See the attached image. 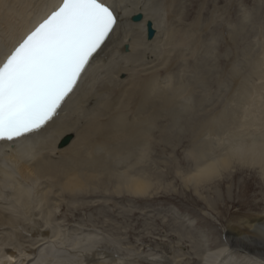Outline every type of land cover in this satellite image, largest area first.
Wrapping results in <instances>:
<instances>
[{
    "label": "bare ground",
    "instance_id": "obj_1",
    "mask_svg": "<svg viewBox=\"0 0 264 264\" xmlns=\"http://www.w3.org/2000/svg\"><path fill=\"white\" fill-rule=\"evenodd\" d=\"M59 1L0 0V59L6 48ZM105 2L116 9L120 22L96 55L85 81L56 119L37 135L9 147L1 156L0 264H118L113 257L115 251L103 249L111 243L102 245L100 232L89 231L90 227L82 231L64 221L69 215L78 220L76 213L81 208L95 207L101 202L97 199L101 192L122 195V201L149 196L152 184L147 175L131 171H135L132 165L143 157L152 138L149 132L154 128L151 126L164 117V113H170L167 111H172L174 105V97L157 88V64L150 59L152 55L145 61L149 55L146 45L160 35V21L148 4L139 0ZM176 2L165 0V5L170 8ZM138 13H142V18L132 21L131 17ZM148 24L154 31L151 37L147 35ZM194 24L178 35L179 44L197 46L198 27L196 22ZM135 67L139 68L136 72ZM135 73H142V77ZM122 74L125 78H120ZM255 92L258 95L256 106L248 114L257 111V120L252 116V119L240 120L243 132L231 133L236 141L231 144L228 139L231 144L228 150L217 157L205 158V148L194 150L197 160L184 174L185 182L207 183L237 160L240 164L257 165L259 180L264 184V83L256 87ZM244 93L245 98H249L247 92ZM130 98L134 99V110L129 121L123 113L128 111L124 110V105ZM253 123L258 127L252 132ZM161 126L159 139L169 131ZM210 130L215 127L208 121L202 131L209 133ZM66 134L72 135L70 142L58 147L57 143ZM195 135L193 140H196ZM103 177L113 179L112 189L98 190L96 182ZM88 197L91 199L87 200ZM75 222V225L79 223ZM238 222L225 225L218 244L203 253L191 251L193 256L180 258L184 246L177 239L178 252L173 256L144 253L140 262L159 258L166 263L173 260L175 264H264V231L260 229L264 214ZM62 230L69 231L71 236L63 239ZM25 231L30 236L24 235Z\"/></svg>",
    "mask_w": 264,
    "mask_h": 264
},
{
    "label": "rangeland",
    "instance_id": "obj_2",
    "mask_svg": "<svg viewBox=\"0 0 264 264\" xmlns=\"http://www.w3.org/2000/svg\"><path fill=\"white\" fill-rule=\"evenodd\" d=\"M139 1L148 4L160 21V35L146 45L149 55L145 61L152 55L150 59L157 64V88L174 97L173 110L151 126L146 151L132 165V173L145 174L151 182L149 196L129 197L125 202L122 195L101 192L97 197L101 202L95 207L81 208L76 213L78 220L69 215L64 222L82 231L90 227L89 231L100 232L102 245L111 243L103 249L114 250L118 264H175L173 260L140 259L144 253L173 256L178 252L177 239L185 248L180 258L193 256L191 251L203 253L218 244L225 225L264 214V184L257 165L236 160L207 183L190 186L183 180L196 163L194 150L205 148V158L217 157L236 141L231 133L243 132L240 120L251 116L257 120V111L252 115L248 111L255 109V89L264 83V0H177L170 8L165 0ZM195 22L197 46L179 44L178 35ZM135 74L142 77V73ZM132 100L124 105L128 120L133 117ZM208 121L215 127L209 133L202 131ZM253 124L252 132L258 127ZM159 125L171 132L163 139L158 138ZM101 179L95 183L99 191L112 189L113 179ZM75 221L79 223L75 225ZM61 233L63 239L71 236L67 230Z\"/></svg>",
    "mask_w": 264,
    "mask_h": 264
},
{
    "label": "snow or ice",
    "instance_id": "obj_3",
    "mask_svg": "<svg viewBox=\"0 0 264 264\" xmlns=\"http://www.w3.org/2000/svg\"><path fill=\"white\" fill-rule=\"evenodd\" d=\"M117 19L105 0H61L6 48L0 60V142L27 139L57 116Z\"/></svg>",
    "mask_w": 264,
    "mask_h": 264
},
{
    "label": "water",
    "instance_id": "obj_4",
    "mask_svg": "<svg viewBox=\"0 0 264 264\" xmlns=\"http://www.w3.org/2000/svg\"><path fill=\"white\" fill-rule=\"evenodd\" d=\"M133 20H139L140 18H141V14L140 13H138V14H135V15H133L132 17H131ZM148 26H149V33L150 34H152V29H151V26H150V24H148ZM71 138V136L70 135H66L65 137H63L62 139H61V141L59 142V146H64L65 144H67L68 143V141H69V139Z\"/></svg>",
    "mask_w": 264,
    "mask_h": 264
}]
</instances>
